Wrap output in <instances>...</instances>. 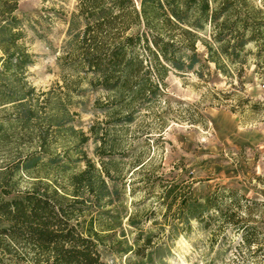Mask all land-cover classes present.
<instances>
[{
    "label": "trees",
    "instance_id": "16d2710c",
    "mask_svg": "<svg viewBox=\"0 0 264 264\" xmlns=\"http://www.w3.org/2000/svg\"><path fill=\"white\" fill-rule=\"evenodd\" d=\"M19 1L0 0V106L12 105L15 119L30 133L36 123L53 128V134L63 133L85 168L70 172L67 162L59 165V158L51 157L43 161L41 153L19 157L11 175L21 171L37 180L25 193H2L13 195L12 199L0 197V252L12 255L10 264H101L98 246L102 233L121 227L125 219L137 230L133 243L123 250L133 255L130 264H166L175 229L181 226L188 232L191 221L205 228L212 223L225 224L240 233L247 248L258 243L264 221L258 227L250 226L254 222L251 210L239 216L237 199L230 200L235 209L223 207L219 195L211 190L199 194L192 184L176 182L159 185L158 200L165 207L171 229L165 238L153 230L143 231L135 212L116 217L106 213L107 219L100 213L96 225L93 220L88 224L80 221L77 215L85 214L84 209H101L119 199L116 184L108 181L114 179L111 171L117 168L102 159L97 167L86 157L79 146L91 138L68 126L73 118L61 97L46 99L42 113L38 100L33 102L34 89L23 81V72L33 59L21 43L24 32L17 15ZM260 1L257 5L258 0H140L137 6L134 0H77L60 61L73 75L80 80L89 78L90 87L106 94L104 105L109 107L106 114L110 120L131 122L134 102L152 101L169 71L184 74L194 70L200 62L199 42L206 50L207 63L225 77L235 73L241 77L250 58L260 77L264 76V0ZM64 93L69 95V91ZM101 103L96 101L97 106ZM248 104H237L240 114ZM262 105L255 103L249 108L259 112ZM231 111L239 113L234 107ZM89 132L100 158L106 150L116 149L115 141L105 140L107 134L101 135L95 126ZM39 148L50 152L44 145ZM146 165L143 161L136 167L141 170ZM50 168L56 169L66 182L64 186L36 176Z\"/></svg>",
    "mask_w": 264,
    "mask_h": 264
},
{
    "label": "rangeland",
    "instance_id": "374dc122",
    "mask_svg": "<svg viewBox=\"0 0 264 264\" xmlns=\"http://www.w3.org/2000/svg\"><path fill=\"white\" fill-rule=\"evenodd\" d=\"M134 1L138 6L140 0ZM76 2L21 0L17 15L24 32L21 43L33 59L23 72V81L34 89L31 96L33 102L40 103V113L46 99L61 97L73 118L68 126L91 138L79 146L86 157L97 167H101L102 159L117 168L111 171L114 179L108 181L116 184L119 199L101 209L83 207L85 214L77 215L80 221L88 224L93 220L96 225L100 213L102 219H107L106 213L116 217L118 213L135 212L143 231L153 230L165 238L171 229L165 207L158 200L159 185L176 182L192 184V190L199 194L211 190L219 195L223 207L235 209L230 200L237 199L239 216L250 209L254 222L249 225L260 226L264 221V105L259 112L249 107L264 104V76L257 73L252 58L241 77L236 73L225 77L215 65L207 63L206 50L199 42L196 50L200 62L194 70L184 74L169 71L159 82L160 92L152 101L134 102L129 112L131 122H114L106 114V94L90 87L89 78L80 80L73 75L60 61ZM96 101L102 105L97 106ZM247 101L240 114L237 104ZM233 107L239 113L231 111ZM33 125L30 133L15 119L12 105L0 106V197L4 191L25 193L37 180L21 171L11 175L20 163L19 157L41 153L43 161L51 157L59 158V165L67 162L70 172L79 173L85 168L78 159L81 157L71 149L73 144H66L63 133L53 134L54 129L44 123ZM93 126L101 135L107 134L105 140L116 144V149L106 150L101 158L89 132ZM41 145L50 152L44 153ZM143 161L147 165L139 170L136 166ZM45 175H49L48 180ZM36 176L59 187L66 183L52 168ZM2 197L12 199L13 195ZM126 222L123 220L122 226L112 232L102 233L98 246L101 264H130L133 255L123 250L133 243L137 230ZM220 224L205 228L191 221L188 232L177 227L175 239L168 243L166 264H264V232H258V243L247 248L239 232ZM9 249L15 255L16 250L11 246ZM11 256L0 252V264H10Z\"/></svg>",
    "mask_w": 264,
    "mask_h": 264
}]
</instances>
